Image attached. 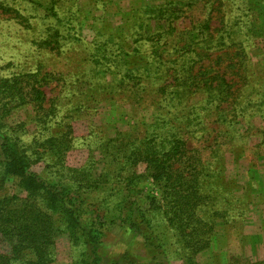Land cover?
Listing matches in <instances>:
<instances>
[{
  "label": "rangeland",
  "instance_id": "1",
  "mask_svg": "<svg viewBox=\"0 0 264 264\" xmlns=\"http://www.w3.org/2000/svg\"><path fill=\"white\" fill-rule=\"evenodd\" d=\"M5 137L30 156V172L80 196L53 264L92 252L99 264H127L124 253L183 264L188 245L162 214L151 170L128 158L144 137L157 152L172 147L174 168L210 169L198 179L224 211L192 260L264 264V0H0ZM41 193L29 197L0 166V198L42 204ZM132 201L147 241L128 229L121 207ZM53 212L65 231L66 214ZM90 227L96 248L84 241Z\"/></svg>",
  "mask_w": 264,
  "mask_h": 264
},
{
  "label": "trees",
  "instance_id": "2",
  "mask_svg": "<svg viewBox=\"0 0 264 264\" xmlns=\"http://www.w3.org/2000/svg\"><path fill=\"white\" fill-rule=\"evenodd\" d=\"M37 94L39 98L41 93L37 92ZM147 144L149 142H146V137L140 139L128 158L134 163H147V168L151 170L150 177L161 191L162 214L170 228L188 245L181 260L183 264H197L192 260L193 257L209 246L213 221L220 212L224 211L214 208L210 196L203 190L204 186L198 179V176L204 179L205 172L210 169L201 165L199 161L197 165L189 162L187 165L174 168V164L180 161L179 158L167 159L168 162L164 160L171 154L172 147L167 152L160 153L161 151L157 152ZM189 159L187 158L186 161ZM31 164L30 156L25 154L15 141L7 137L2 140L0 166L3 170L8 175L21 179L23 187L29 191V197L38 196L41 192L47 196L42 204L16 195L0 198V264H53L56 238L66 232V228L72 227L74 223L77 224L72 211L68 208L70 205L80 204V196L77 192L69 188L60 189L53 183L41 180L30 172ZM85 170L80 168L77 174ZM184 180L193 182V186L184 189L182 182ZM42 207L49 209L44 211ZM121 208L128 213L129 231L142 237L143 241H147L142 228L147 222L146 214L139 209L135 201L124 203ZM54 210L66 214L65 231L55 226L51 215L55 213ZM92 230L90 227L85 233L84 241L96 248L97 240L100 239L95 237ZM75 236L74 233L71 234V238ZM91 255V258L82 260L80 264H99L96 254L92 252ZM122 260L127 264H135L128 253L123 254Z\"/></svg>",
  "mask_w": 264,
  "mask_h": 264
}]
</instances>
